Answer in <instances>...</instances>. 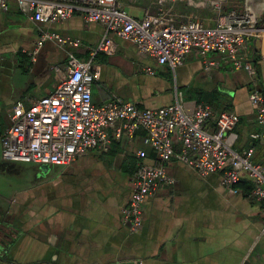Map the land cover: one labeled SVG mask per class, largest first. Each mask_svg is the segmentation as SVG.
I'll list each match as a JSON object with an SVG mask.
<instances>
[{
    "label": "crops",
    "instance_id": "obj_1",
    "mask_svg": "<svg viewBox=\"0 0 264 264\" xmlns=\"http://www.w3.org/2000/svg\"><path fill=\"white\" fill-rule=\"evenodd\" d=\"M121 2L137 18L157 9L154 0ZM184 9L179 2L176 10ZM196 11L213 23L212 11ZM45 32L80 44L48 39L37 48ZM104 35L103 24L85 22L80 14L60 22H38L12 0L7 11L0 10V114L5 112L10 122L17 103L28 107L54 92L73 55L92 61L97 106L119 98L141 109L159 108L173 104L181 91L189 106H213L211 132L220 112H236V144L241 134L249 140L238 142L237 150L255 145L250 134L262 127L249 93L255 87L264 91V38L249 39L244 50L256 69L252 77L235 68L227 55H204L197 49L173 69L114 32L109 34L112 50L93 55ZM7 126L0 131L2 137ZM107 130V151L79 153L65 166L0 156V238L6 242L0 264H264V201L249 198L243 184L232 194L222 185L221 172L201 175L178 158L164 163L173 183L147 197L143 222L131 232L122 220V208L132 193L136 150L144 148L150 163L158 162L157 154L144 142V129L134 137L124 132L120 138L114 126ZM174 141L179 151L176 136ZM263 154L258 148L259 162Z\"/></svg>",
    "mask_w": 264,
    "mask_h": 264
},
{
    "label": "built area",
    "instance_id": "obj_2",
    "mask_svg": "<svg viewBox=\"0 0 264 264\" xmlns=\"http://www.w3.org/2000/svg\"><path fill=\"white\" fill-rule=\"evenodd\" d=\"M12 0H0V10L7 11ZM38 22H60L80 14L85 22H99L105 35L92 52L111 51L114 32L136 45L139 52L154 57L159 64L173 69L183 63L192 49L202 54L227 55L235 68L245 69L255 77L256 69L244 50L251 38H264V0H154L157 9L143 17L132 16L121 0H14ZM240 9L235 6L238 3ZM186 9L178 12L177 5ZM214 13L207 23L196 10ZM48 39L62 45L79 46V41L45 32L37 48ZM92 61L82 62L71 55L66 72L54 92L35 100L28 107L17 103L10 114V125L3 137V158L33 161L59 166L69 165L83 152L109 149L107 128L115 127L116 137L124 132L134 137L144 129V142L157 154V163L146 161L147 151L136 150L137 168L132 179L129 203L122 208V220L135 233L143 222V206L148 196L164 184L173 183L164 163L178 158L201 175L222 173V185L237 194L240 184L248 182V197L264 201V164L255 162L256 146L241 151L235 148V129L240 122L234 111H222L216 117L215 130L208 121L215 116L210 103L189 106L183 93L168 106L141 109L131 101L114 99L103 105L93 103L92 84L96 77ZM59 70V68H56ZM149 73L154 71L148 69ZM249 99L256 108V119L262 127L250 137L264 145V91L252 88ZM174 136L180 150H176Z\"/></svg>",
    "mask_w": 264,
    "mask_h": 264
},
{
    "label": "rangeland",
    "instance_id": "obj_3",
    "mask_svg": "<svg viewBox=\"0 0 264 264\" xmlns=\"http://www.w3.org/2000/svg\"><path fill=\"white\" fill-rule=\"evenodd\" d=\"M240 2H241V0H239ZM235 2H237L238 4L237 5H239V2L238 1H235ZM241 5V4H240ZM131 14H133V15H135L136 14V12H134L133 10L131 11ZM187 101V100H186ZM205 101H207V100H205ZM93 103H95V96L93 97ZM10 125V122H8L7 121V116H6V113L5 112H3L2 114H0V131H2V128H3V126L4 125ZM7 126V127H8ZM1 133V132H0ZM249 142V140L247 139V136L246 135H244V134H241L240 135V139L238 140V142L239 143H241V144H243V143H248ZM251 141V140H250ZM238 142H237V144H236V146L235 147H237L238 148ZM244 144V145H245ZM249 147V146H248ZM239 150H240V148H239ZM2 153H3V143H2V136L0 135V156L2 155ZM3 156V155H2ZM260 158L262 159V162H263V164H264V154L262 155V156H260ZM259 160V157L258 158H256L254 161L255 162H257Z\"/></svg>",
    "mask_w": 264,
    "mask_h": 264
},
{
    "label": "trees",
    "instance_id": "obj_4",
    "mask_svg": "<svg viewBox=\"0 0 264 264\" xmlns=\"http://www.w3.org/2000/svg\"><path fill=\"white\" fill-rule=\"evenodd\" d=\"M254 144H255V146H256V152H257V154H258V148L260 149V152H264V145L260 142V141H254ZM236 148V147H235ZM237 149V148H236ZM256 158H258L257 157V155L255 154V157H254V160L256 159ZM260 160V159H259ZM259 160L257 161V162H259ZM241 184H243V185H245V189L247 190V191H249L250 189H251V185H249V183L248 182H242Z\"/></svg>",
    "mask_w": 264,
    "mask_h": 264
},
{
    "label": "water",
    "instance_id": "obj_5",
    "mask_svg": "<svg viewBox=\"0 0 264 264\" xmlns=\"http://www.w3.org/2000/svg\"><path fill=\"white\" fill-rule=\"evenodd\" d=\"M6 246V242L3 238H0V251L3 250Z\"/></svg>",
    "mask_w": 264,
    "mask_h": 264
}]
</instances>
